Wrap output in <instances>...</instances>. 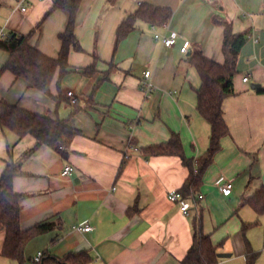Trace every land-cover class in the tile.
<instances>
[{"label": "crops", "instance_id": "crops-1", "mask_svg": "<svg viewBox=\"0 0 264 264\" xmlns=\"http://www.w3.org/2000/svg\"><path fill=\"white\" fill-rule=\"evenodd\" d=\"M54 1L0 0V26L7 34L28 35L30 45L56 57L68 14L56 8L45 15ZM142 3L170 9L168 23L137 18L115 46L118 26ZM214 18L227 20L247 39L237 55L233 93L222 102L228 133L202 170L195 199L187 198L189 215H183L168 192L182 188L190 167L178 155H147L143 148L177 134L192 171L200 169L210 125L196 108L200 79L188 55L198 48L205 57L224 61L223 26ZM151 27L160 35L176 31V43L163 46ZM74 33L81 50L70 49L69 69L55 71L50 95L2 69L9 54L0 47V100L65 119L79 130L66 156L40 145L13 178L14 191L22 195V229L57 221L53 230L28 242L27 264L38 251L63 258L82 250L90 256L86 264H182L195 219L217 253L231 254L216 264H246L247 245L258 252L254 264H264V211L259 215L245 202L264 188V92L259 91L264 89V0H79ZM184 40L190 42L187 54L180 52ZM91 65L92 72H83ZM146 70L154 87L149 93L141 90ZM245 75L248 81L242 80ZM251 83L260 87L251 89ZM67 90L77 96V105L69 102ZM34 144V137L18 138L0 125V174L8 160L19 159ZM66 164L74 169L63 176ZM227 180L232 190L223 195L218 186ZM84 224L92 229H74ZM4 239L1 230L0 264H18L1 254Z\"/></svg>", "mask_w": 264, "mask_h": 264}, {"label": "trees", "instance_id": "trees-1", "mask_svg": "<svg viewBox=\"0 0 264 264\" xmlns=\"http://www.w3.org/2000/svg\"><path fill=\"white\" fill-rule=\"evenodd\" d=\"M109 2L113 0H108ZM79 0H55L52 9L61 8L68 14L64 30L59 33L60 47L56 57H50L29 44L28 35L12 34L0 39V47L9 54L3 65L4 70L10 71L14 76L24 79L29 87L38 89L50 95V83L57 69L61 74L69 69L67 57L71 48L81 50V46L74 33L75 15ZM171 17L168 8L155 7L142 3L135 13L122 22L115 36V46L133 28V22L142 18L153 25H166ZM214 23L223 26L222 52L224 61L219 63L205 57L202 51L195 48L188 55V61L199 76L200 85L196 89V108L199 114L210 125L209 146L205 158L197 173L192 171L189 160L183 155L182 143L179 135L172 134L167 142L154 144L143 148L147 155H178L183 163L190 167V173L182 188L179 190L183 197L195 199V191L200 182V174L205 166L213 159L220 148L221 138L228 133V127L223 116V99L233 93L232 80L236 73L238 52L247 39L246 33H235L231 23L222 18H214ZM8 35V34H7ZM93 66L83 69L90 73ZM259 91L264 92V89ZM78 101L73 104L77 105ZM0 125L13 131L18 138L25 135L34 137L35 144L26 150L17 160H8L0 174V231H5V239L1 254L18 264H27L25 247L28 242L42 233L51 231L57 221L47 220L22 229L20 226L19 201L22 197L13 189V178L22 174L21 163L25 157L31 155L40 145H45L61 156L68 153V145L79 130L70 126L65 119L49 118L25 110L17 105L0 100ZM257 214L264 211V188L257 190L245 200ZM251 224H244V232ZM193 240L182 264H216L218 261L216 247L209 234H205L199 221L193 220ZM258 252L250 245L246 246V264H254ZM90 256L86 251L70 252L63 258H55L43 252L40 264H86Z\"/></svg>", "mask_w": 264, "mask_h": 264}, {"label": "built area", "instance_id": "built-area-1", "mask_svg": "<svg viewBox=\"0 0 264 264\" xmlns=\"http://www.w3.org/2000/svg\"><path fill=\"white\" fill-rule=\"evenodd\" d=\"M26 7L23 5L21 7V10L24 11ZM153 31V38L155 40H158L162 43L163 46L165 47H171L176 43V40L178 38V33L176 31H170L167 35H160L157 33L154 29V27H151ZM7 37V32L3 26H0V39H3ZM190 47V42L189 40H184L180 46V52L183 54H187L188 50ZM249 76L245 75L242 80L243 81H248ZM154 89L151 81H150V71L146 70L143 72V77L141 79V90H143L145 93H149ZM66 96L69 99V102L71 104H75L78 100L77 96L73 93L72 90H67ZM130 149L136 151L138 148L137 147H131ZM73 166L71 164H66L62 171L61 175L63 176H68L73 172ZM219 191L223 195H229L232 190V181L227 180L226 182L222 183L221 185L218 186ZM202 195L198 194L197 198H201ZM168 198L176 202L179 205V209L183 215H189V210H190V202L187 198L183 197L182 194L179 191L172 190L168 192ZM74 229H77L79 231L83 232H88L92 229V227L89 224H84V225H76L74 226ZM43 256V252L38 251L34 257L31 259L30 264H40L41 259Z\"/></svg>", "mask_w": 264, "mask_h": 264}, {"label": "water", "instance_id": "water-1", "mask_svg": "<svg viewBox=\"0 0 264 264\" xmlns=\"http://www.w3.org/2000/svg\"><path fill=\"white\" fill-rule=\"evenodd\" d=\"M12 36V34H8L7 35V38L9 39L10 37ZM260 87L259 84H256V83H251L250 84V88L251 89H258ZM231 254L230 253H226V252H218L217 253V257L218 258H225V257H230Z\"/></svg>", "mask_w": 264, "mask_h": 264}]
</instances>
